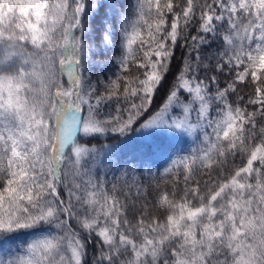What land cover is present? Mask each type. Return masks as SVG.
Returning a JSON list of instances; mask_svg holds the SVG:
<instances>
[{
  "label": "snow or ice",
  "instance_id": "obj_1",
  "mask_svg": "<svg viewBox=\"0 0 264 264\" xmlns=\"http://www.w3.org/2000/svg\"><path fill=\"white\" fill-rule=\"evenodd\" d=\"M0 264H264V0H0Z\"/></svg>",
  "mask_w": 264,
  "mask_h": 264
},
{
  "label": "trees",
  "instance_id": "obj_2",
  "mask_svg": "<svg viewBox=\"0 0 264 264\" xmlns=\"http://www.w3.org/2000/svg\"><path fill=\"white\" fill-rule=\"evenodd\" d=\"M215 47V46H213ZM109 55H114L113 53H110ZM182 55V50L178 49L177 53H176V61H174V70H175V65L179 62V57ZM98 74L101 75H111L112 72H115L116 69L114 67H112L110 64L107 65L106 67H104L103 72H101L100 68H97L95 70ZM169 81L171 80V76H169ZM167 88V82L165 83V86L163 88L160 89V92L157 96V103H160V97H162L164 95V92ZM121 140H124V138H120ZM96 141H93V143H95ZM100 142L103 143H111L112 140L110 139H105L104 137L100 138ZM148 143H150L152 145V150L155 151L156 150V146H161L163 148H169L172 145H175L177 148L180 147H188V145L182 143L181 140H177V141H169L168 138L166 137H159V138H154L153 141H149ZM148 149L147 148H142L140 147V138L135 134V133H130L129 134V138L124 141V158H128L131 157L133 155L139 156V154L141 152H147ZM166 155L165 156H161V157H152L153 160H155V163L152 164L153 169L155 170L157 167L161 168V170L163 169V164H164V160H166ZM112 173H108V177L109 179H111L112 177ZM172 175H175V173H173ZM141 179L144 180L145 183H148L149 180L151 178H145V177H141ZM157 182H160L161 180H170L171 176L168 177H163V176H157L156 178Z\"/></svg>",
  "mask_w": 264,
  "mask_h": 264
},
{
  "label": "rangeland",
  "instance_id": "obj_3",
  "mask_svg": "<svg viewBox=\"0 0 264 264\" xmlns=\"http://www.w3.org/2000/svg\"><path fill=\"white\" fill-rule=\"evenodd\" d=\"M169 139V138H168ZM169 141H172V142H174V141H177V140H172V139H169Z\"/></svg>",
  "mask_w": 264,
  "mask_h": 264
}]
</instances>
